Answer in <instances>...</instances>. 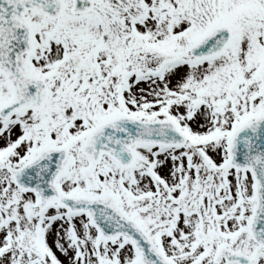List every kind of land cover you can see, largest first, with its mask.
<instances>
[{
	"label": "snow or ice",
	"instance_id": "snow-or-ice-1",
	"mask_svg": "<svg viewBox=\"0 0 264 264\" xmlns=\"http://www.w3.org/2000/svg\"><path fill=\"white\" fill-rule=\"evenodd\" d=\"M0 264H264V0H0Z\"/></svg>",
	"mask_w": 264,
	"mask_h": 264
}]
</instances>
